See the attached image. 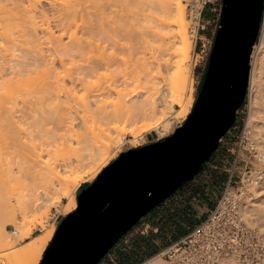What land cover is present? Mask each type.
Listing matches in <instances>:
<instances>
[{
    "label": "rangeland",
    "instance_id": "1",
    "mask_svg": "<svg viewBox=\"0 0 264 264\" xmlns=\"http://www.w3.org/2000/svg\"><path fill=\"white\" fill-rule=\"evenodd\" d=\"M3 1L2 2L0 1V9H1L0 14L1 13L4 14L7 11L10 12L12 10L18 11V9H17L18 7L16 8L15 6H13L12 2L9 1V2L4 3L5 1L4 2ZM18 1L20 3L19 4L20 10L24 9L25 6L28 7V3H26L27 0H23V2H22V0L21 1L18 0ZM136 1L137 0H133V3H132L131 0H117V2H119V3H116V2L115 3L116 4H122V5H124V3H125V5H127V6H129V4L131 6V4H132V6H134V4L136 5V3H137ZM161 1H163V0H156L155 2H158V3H155L154 1H152L151 3L146 2L149 4L147 5L145 3L144 4L145 7L142 5L141 7H143V9L141 12H140V9H135L136 11L138 10L137 12L134 10V12H136L137 14H138V12H140V14L138 15L140 20L139 19H138L139 21L136 20V18H138V17H136L137 14L135 13V15H134L135 19L132 20L133 25H135V23H136L135 26L138 28V26L140 24L142 25L146 21V23L144 24L145 26L150 27L151 29L152 28L155 29V30L152 29L153 31H160L161 30V25H160L161 22L158 21V19L160 18L162 10H163L161 8V4L159 6V3ZM57 2H59V3L54 4L53 2H51V0H42L41 4L39 5V9H40L39 11H41V14L45 15V17L48 19L47 20L44 17L47 20L46 21L44 18H41L43 24H44V21H45V24L50 23L51 29H53L54 32H56L55 35L57 37H59L61 33L58 32L59 31L58 29H56V28L54 29V27L57 25V20H59V18L57 17V16H59L58 12L60 9H62V7L63 8L66 7L65 5L69 6V5L74 4L75 0H57ZM180 2H181L182 6L184 8V11H185V20L187 23L186 30H187L190 38H191V42H192L193 47H192V51H191L190 63L188 64L189 78L187 80V83H186V86L184 89L185 98L188 99V102L191 99L190 102L192 104L190 105V107H189L190 109H189L188 113L186 114V116L184 115V117L182 116L178 119L175 118V116H176L177 112L180 110V105H178L177 103L176 104L170 103L172 100V98H171L172 95L170 93H168L166 86H164L165 79L172 75L173 63L175 61L180 60V56H178V58H177L174 53L176 51V48H181V47L176 46V48H175L172 46V48L170 49V47H171L170 44H173L172 42H174L175 40H178V38L174 39V36L178 32V30L175 27H171L168 29L169 34L173 35V37L171 39H168V40H165L160 35H157V36L150 35L147 38V40L145 39L147 42L144 40L146 42V44L144 43V41L143 42L139 41L140 43L135 44V43H137V41L134 40L132 42V44H135V46H133V49H131V50L128 48H126L124 51L115 50L116 48L114 49V48H112V46L110 47L108 45L109 47L105 51L104 47H103V46H105V44H103V46H102L104 51L102 50V48H101V50L94 49V51L96 50L95 53L92 51L88 55L92 64H93V61L95 60L94 61L95 63L93 64V66L96 64L98 65L97 58H100V56H102L100 51H102L103 55H105L106 53L109 54V53L113 52L114 50L116 52L113 53L112 55L115 54V56H116L115 58H117V60H120V61H118L120 63V65L121 64H123V65L122 66L119 65L120 68H118V70L115 69L117 67H115V68L112 67V68L108 69V68L103 66V68L102 67L100 69L97 68L98 69L97 71H99V72L96 74L97 75L100 74V75L97 76L95 74V77H92L91 79L86 81L87 83L82 85V87H81V85L80 86L77 85V87H75V84L72 85V82L73 81L76 82V79L78 78V73L81 72V69L88 67L87 66V64L89 65V63L87 61L88 59L82 58L79 60V57H77V58H73L74 59L73 60L72 57H69V56H62L63 58H61V56H59L58 58L55 59V63H51L50 60H49V62L46 60H45L46 62L43 60H41V62H38L37 60H39V58H41L39 56V54H36L33 52L34 54L26 55L27 54L26 48H28V47L26 45L22 46V45H24V43H22V45H20L21 42H18L20 49L18 48V50L16 52H13L10 49L8 50V48L6 49L7 46L10 48V45H9L10 42L8 43L7 38L0 35V40H2V41H0V74H1L0 79L2 77H4L0 80L1 81L0 84L3 86V87H1L2 90H0V96L2 95L1 98L3 97L2 99L0 98L1 99L0 103L2 102V104L4 103V105H6V103H7V106L10 108H12V106H13L12 109L15 112L14 113L15 116H17L16 119L18 117H20L19 119H21V121L18 122V123H20V124H18V128H17V126L15 127L16 130L20 129V128H22V130H23V128H24V129H28V131L30 132L31 127H32L30 125H32L35 122L36 118L40 117L42 110L48 109L50 104H51L50 107L54 108V103H57L58 99L60 101L64 100L66 102L65 103L66 105H68V104L69 105H76V104L80 103V101H82L81 98L83 99L86 96L87 92H93L95 89H97L98 86H102V85L105 86L108 82H116L117 80L119 81V80L125 79L126 82H128L124 86L120 87V91H121L122 96L128 97V98H131L134 96H143V99L148 100L151 104H153V106L156 109V110L154 109L155 112L157 113L156 116L141 117L140 119H136L135 122L133 123V126H131V127H130L131 123L128 122V124H127L128 127H127L125 132L121 131V128L125 125V123L121 124L122 121H121V123L119 121V123L116 124V127L120 126L119 129L114 128L115 124L111 126L116 131L112 130L113 128H111L112 131L108 130V132H107L109 137L112 138V140H110V141L107 140V144L109 143L108 147H110L107 149L108 155L105 157V159H108L107 166H105L101 170V172H99L97 174V176H95L94 178H91L92 175L90 177L87 176L90 179L84 178L83 181H81L76 186V188L73 190V192L71 194V197L74 198L76 201H77V198L80 194V191H79L80 187L84 184L91 185L97 179V177L110 164H112L115 160H117L121 156L122 153L128 152V151L133 150V149H138V148L143 147V146L155 144L157 142L165 140L167 137L173 135L178 128L183 126L184 123L186 122V120L188 119L189 115L193 112L197 98H198L199 93H200V89L202 87L201 86L202 81H203L204 76L206 74V71L208 69V65L210 62L211 54H212V51L214 48V43H215V39H216L218 31H216L217 29H216L215 23L211 22L209 25H207V29L205 31L200 32L197 35V38H199V40L197 41L196 40V34L191 33V31H190V25L191 24L188 21L186 6L184 5L183 0H180ZM69 3H71V4H69ZM86 3H88V2H86ZM60 4H61V6H60ZM1 7H4V8H1ZM3 11H5V12H3ZM4 15H6V14H4ZM142 16H144V17H142ZM150 16H152L153 19ZM38 17H40V15ZM155 17H156V19L157 18L158 19L156 20ZM43 19H44V21H43ZM53 20H54V22H53ZM137 22H139L138 25H137ZM113 23H114V21H113ZM4 24L5 23H0V28L3 27L2 28L3 31L0 29V32L2 31L0 34L4 33V31H5V33L6 32L9 33L8 29L4 30L5 25H6V24L5 25ZM1 25H3V26H1ZM18 25L20 26V24H18ZM21 25L22 26H20V27L22 28L24 25L23 24H21ZM40 25H41V23H40ZM111 25L114 27L116 24H111ZM15 26H14V29H12L13 30L12 32H14V34H15L14 37H16V39L22 40L23 36L20 34H22L23 32H21L20 34H19V32L22 31L23 28L20 29V27L17 26L16 24H15ZM15 28H17V29H15ZM126 28L128 29V27H126ZM218 30H219V28H218ZM263 33H264V14H263L261 29L259 32V36H258V39L256 42V46L254 48L253 54L256 51V49L259 48L261 45V36L263 35ZM81 35H83V34H79L80 37L84 36L83 39H86L85 40L86 42H88L90 40V38L85 37V35H83V36H81ZM17 37H19V38H17ZM200 37H202L203 41L200 40ZM68 39L69 38L67 36L64 37L63 41H65V42H63V43L68 44L70 42ZM3 41H5V42H3ZM203 43L206 44L207 49H209V47H210L211 52H209V51H207L205 53L201 52V50H202L201 44H203ZM211 46H212V48H211ZM21 49H26V51L24 50V52H23ZM34 50L36 51L38 49H34ZM2 53H4V54H2ZM17 53H18V55H17ZM42 53H44V54L42 55ZM42 53H41L42 57H44V55L45 56L50 55V53H48L49 55L46 54L47 53L46 51L42 52ZM253 54H252V57H253ZM1 55H2V57H1ZM4 55H5V57H4ZM35 55H36V57H35ZM61 59L63 61V64H62ZM85 59H86L87 63L85 62ZM35 60H36V62H38V64L35 62ZM251 62H253V58H251ZM40 64H42V65H40ZM61 64H62V66H61ZM55 69H56V71L59 70V73H60L59 75L62 77V78H58L59 83L57 82L58 85L60 84L59 86L61 89L62 88L65 89V87L70 88V86H74L72 90H69L67 88L69 90L68 91L66 89V91L69 92L68 94H71L72 92H70V91L74 90L71 95L66 94V91H61L60 88H59L60 90L57 89V91H56V88H58V85L54 81V80H57V79H55V76L53 74L54 72H56ZM101 69H103V70H101ZM4 70H6V72H4ZM21 70H22V72H21ZM32 72H34V73H32ZM56 73H58V72H56ZM19 75H20V77H18ZM64 76L67 78H65ZM123 76H124V79H123ZM70 78H72V80ZM70 81H72V82H70ZM47 83H49V84H47ZM62 84L65 86H63ZM55 86H57V87H55ZM46 88H47L48 92H46ZM75 88H77V89H75ZM263 88H264V86H263ZM263 88H262V94H264ZM51 89H53V90H51ZM3 90H5V91H3ZM50 92H52V94ZM64 92H65V94H64ZM17 95H18V97H17ZM69 100H70V102H69ZM78 100H80V101H78ZM6 101H8V102H6ZM13 103H15V104H13ZM50 107H49V109H50ZM249 108H250V87L248 90L247 99H246L243 107L241 108V110L238 113L237 125H236L235 129L232 130L231 133L222 141L220 149L217 152V154L215 155V157L213 158V160L206 164V166L203 168L202 172L196 177L195 181H193L192 183H189L190 185L186 184L182 189H180L176 193L175 197L173 198L174 200H176V203H174L172 206H169V208H167V209L164 208L163 210H165V212H162L161 218H160V213L155 214L154 212H151L150 215H147L145 219L141 220L138 224H136L124 236V237H126V240H130L131 244H133L134 241H136L139 238L148 239V238L160 236L158 238L159 239L158 243H159V246H161V248L158 250V252L154 256L159 255L160 251H162L165 247L168 246V244L170 242L173 241L171 238V235H169L167 233L166 234L162 233V231L165 230V228H166L168 216L182 211V209L185 208L188 204H191L192 202L197 201L196 203H194V208L196 210V213H194L193 217H192L193 223L196 224L199 221V217L201 218L204 215L206 209H210L212 207V203L214 204L216 199L221 194L223 188L225 187V185L227 184V182L229 180L231 170L233 169L235 160H237V163H236V167L234 170V180H236L238 182V184H236L235 187L239 188L241 190V192L244 193L243 197L247 196L249 194H251V196H254L252 194L251 190L248 189V185H249L248 181L250 180V178L255 177V175H257L261 170H264V153L261 151V149L259 150L255 146V144L245 134L246 133L245 132L246 125H247L246 123H247V120H248L247 118H248V114H249ZM33 115H34V117H33ZM4 117L3 116L1 117V115H0L1 124L4 123L2 125L0 124V174H1V172H3V169L6 170V168H7V170H10L12 168L13 169L17 168L18 160L21 159V153L22 152L20 153V151L23 150V148H24L23 146H25L27 144L28 145H33V144L37 145L39 143V140H35L36 139L35 135H31V134L26 135V134H23L19 131L14 132V130H13L14 127L8 122V120H2V118L3 119L6 118V117L5 118ZM150 117L152 119H144V118H150ZM158 118H163L164 121L171 123V130L167 134V136L160 137L159 133L156 131V129L154 127H153V129L151 128L148 131L146 130L145 132L141 131V133H138L139 136L137 138H135V136L131 133L132 129H136L137 131H140L144 125H146L147 123L155 122V119L157 120ZM19 119H17V120H19ZM32 120H34V121H32ZM24 123L26 124V126ZM22 125H24L25 127ZM9 126L12 129L11 130L9 128L11 131L8 129ZM29 126H30V128H29ZM98 127H100V126H98ZM6 130H9V131H6ZM83 131L80 133H83L85 137H87L90 134V133H87L88 131H86V132H83ZM16 132L18 134H16ZM100 133H101L100 130L96 127L94 130V134L100 135ZM90 135L87 138H90L91 137ZM100 136H102V135H100ZM12 138H15L16 141H13ZM259 142H260L259 143L260 145H264V130L261 132ZM22 144H24V145H22ZM68 154L69 153L67 152V155ZM88 154H89V152L86 153V155H88ZM64 155H63L64 159L62 158L63 160L68 158V161H67V159L65 161H67V162L70 161V163H72V161H75L74 158L69 159L70 157H67L66 155H65L66 156L65 157ZM87 161H88V159L85 158L83 163H85ZM61 163H63V162H61ZM3 173H5V171ZM3 177H2V175L0 176V191H2V194L5 192L4 188L10 189V191L12 189V188H6V187H8L9 183H6V185H7L6 186L5 183H3V181H7V180H6V178H5V180H3L4 179ZM212 182H215L217 184L214 188H210L209 184H211ZM1 184H2V186H1ZM10 186H12V185H10ZM261 186L262 187H260V189H259V192H258L259 196H257V199H258L259 205L262 208H264V180L262 181ZM21 187L22 186H20L18 184L15 185L13 188L14 189V191H13L14 197L11 196L9 198L14 199V200L12 199L13 200L12 204H14V209H12V211H14L16 214V222L17 223H19L20 211L23 210V207L22 206L20 207L18 205V202L24 198L26 200V198H27L29 204L25 208H26L27 213H28L27 214L28 215V221L33 222V223H30L28 226H26L25 230L30 229L31 233L27 237L23 236L22 234L17 235V233H16L17 232L16 231L17 226H15L11 222L9 217L4 218L3 223H2V227H4V228L1 231L2 233L0 232V235L1 234L6 235L5 233L7 232V234L12 237L11 244L12 243L13 244L12 245L10 244L11 245V246L9 245L10 247L7 246V249H6V247H4L5 250L3 248V251L0 249V264H12L11 262L14 263V261H11V260H13L11 258L12 254L17 253V252H22V251L24 252V250L26 251L28 249V245L30 246L31 245L30 243H33L35 238H38L42 234L50 231V232H52V235H51L52 237H50L48 245L46 246V248H47L49 246V243L52 241V239H53L59 225L61 224L62 220L67 215H69L70 213L74 212L77 209L76 208L75 210L70 211L69 213L66 214V210L71 204V201H70L71 198L69 196H66L64 194V192L61 191L60 187L58 186V181L55 179L51 182L50 181L47 182L46 180L30 181L29 187L27 190L28 193H26V191L24 192L25 193L24 196H27L30 193L29 198H28V196L24 197V198H22L23 196L20 197V195L22 194V188ZM1 188H2V190H1ZM3 190H4V192H3ZM203 191L206 192L205 195L207 194L206 196H208L206 204L203 202H201V203L198 202L201 198H203L202 194H201ZM9 193H11V192H9ZM6 194L9 195L8 192H6L5 195ZM20 198H22V199H20ZM10 201L8 202V199H7V202L5 201V202H3V204L5 203V204L10 205L11 204ZM77 203H78V201H77ZM12 206L13 205L10 206V211H11V208H13ZM42 206H44V207H42ZM156 210H158V209H156ZM156 210H155V212H156ZM58 212L61 213V216L58 219V221L60 223L57 226V228L55 229L54 219L51 220V218H52V215L54 213H58ZM259 223H261L264 226V220H262V222H259ZM144 224L145 225L150 224V228L147 231H145V225ZM157 228L159 230H158V232H155V230ZM253 228L256 229V227H253ZM256 230L261 234V236L264 239V231H260L258 229H256ZM143 231H145L144 234H142ZM3 235H1L2 238L0 236V243L4 237L8 236V235H6V236H3ZM16 235L21 236L22 239H20V237H17ZM46 248L44 250V253L46 251ZM10 254H11V256H9ZM154 256H152V257H154ZM160 257L162 260H164V264H166L165 259L162 256H160ZM40 259H39V262H40ZM149 259H151V258H149ZM39 262H38V264H39Z\"/></svg>",
    "mask_w": 264,
    "mask_h": 264
},
{
    "label": "bare ground",
    "instance_id": "2",
    "mask_svg": "<svg viewBox=\"0 0 264 264\" xmlns=\"http://www.w3.org/2000/svg\"><path fill=\"white\" fill-rule=\"evenodd\" d=\"M0 1L2 2L3 0H0ZM4 1H3L4 3L10 1L13 3V4L11 3L13 6H15L16 8L18 7L17 8L18 11L12 10L10 12L7 11L8 13L7 12L4 13L6 15L2 13H1L2 15L0 14V23H5L6 25L4 24L5 25L4 30L8 29L9 31V33L8 32L5 33L4 31V33L0 34L1 36H4L5 38H7L8 43L10 42L9 44L10 48L7 46L6 49L8 48V50L10 49L13 52H16L18 48L20 49L18 42H21L20 45L24 43V45L22 46L26 45L28 47L26 48L27 51L26 49H21V50L23 52L25 50L27 52V54L25 53L26 55L28 54L30 55L34 53L39 54L41 58H39L40 61L36 59L38 62H41V60L43 61L46 60L49 62L50 60L51 63H55V59L58 58L59 56H61V58H63L62 56H69V57H72V59L79 57V60L82 58L88 59L87 60L89 63V65L87 64L88 67L81 69L80 73L77 72L78 78L76 79V82L70 81L72 82V85L75 84V87H77V85L78 86L81 85L82 87V85L87 83L86 81H88L92 77H95V74L99 72L97 70L100 69L101 67L103 68V66L108 69L112 67L113 68L117 67L115 69L118 70V68H120L119 67L120 63L118 61L120 60H117V58H115L116 57L115 54L112 55L113 53L116 52L115 50L124 51L126 48L131 50L133 49V46H135V44L143 42L145 39L147 40V38L150 35H153V36L160 35L165 40L171 39L173 35L169 34L168 29L171 27H175L178 30V32L174 36V39L178 38V40H175L174 42H172L173 44H170L171 46L170 49L172 48V46L175 48L176 46L181 47V48H176V51L174 53L177 58L178 56H180V60L175 61L173 63L172 75L165 79L164 86H166L168 93L172 95L171 96L172 100L170 103H175V104L177 103L178 105H180V110L177 112L175 118L178 119L182 116L184 117V115L186 116V114L188 113L190 109L189 107L192 103L190 102L191 99L188 102V99L185 98L184 89H185L187 80L189 78L188 64L190 63L191 51H192L193 46H192L191 38L186 30L187 23L185 20V11H184V8L180 0H163L159 3V6L161 4V8L163 9L160 18L159 19L157 18L158 21L161 22L160 31H153L155 29L152 28L153 29L152 30L150 27L145 26L144 24L146 23V21L142 25L140 24L137 28L135 26L136 23L135 25H133V21H132L133 19H135L134 15L138 11V10L136 11L135 9H140V12H141L143 9V7H141L142 5L145 7L144 4L146 2L151 3L152 1L155 2L156 0H137L136 1L137 3L135 2L136 5L134 4V6H132V4L131 6L130 4L129 6H127L125 5V3H124L125 6L122 4H116V3H119L117 2V0H75L74 4L69 5V6L65 5L66 7L64 8L62 7V9L59 10L60 13L58 12V15L60 17L57 16L59 20H57V25L54 27V29L55 28L58 29L59 31L58 30L57 31L61 33L59 37H57L55 35L56 32H54V30L51 29L50 23L45 24L44 19L46 17L45 15L41 14V11H39L40 10L39 5L41 4L42 0H27L26 3H28V7L25 6V8L21 10L19 7L20 3L18 0H7V1L4 0ZM131 1L133 3V0ZM51 2H53L54 4L59 3L57 2V0H51ZM149 3H146V4L148 5ZM155 3H158V2H155ZM1 8H4V7H1ZM134 10L136 12H134ZM140 12H138V14L136 13L137 14L136 17H138ZM39 15L40 17H38ZM150 17L153 19L152 16ZM41 18H44L43 19L44 24ZM138 19L139 17L136 18L137 21L140 20ZM138 23L139 22H137V25ZM15 24L17 26H19L18 24H20V26H22L21 24L25 26V27L24 26L22 27L23 29L19 26L20 29H22V31L20 32L18 31L19 34L23 32L22 34H20L23 36L22 40L16 39V37H14L15 34L14 32H12L13 31L12 29H14ZM111 24H116V25L113 27ZM125 26L128 27V29ZM2 28L0 29L2 30ZM79 34L85 35V37L90 38V40L86 42L85 41L86 39H83L84 36L81 35L83 37H80ZM66 36L69 38L68 40L70 41L68 44L63 43L65 42L63 41V38ZM134 40H136L137 43L132 44ZM145 41L144 43L146 44L147 41L146 42ZM103 44H105V46H103ZM108 45L116 49L114 51L112 50L113 52L109 54L106 53L108 56L106 54H105L106 56L103 55L102 51H100L102 56H100V58H97L98 65L96 64L93 66V64L95 63L94 62L95 60L93 61V64H92V62L90 61V58L88 57L89 53L92 51L95 53L96 50H101L102 46L104 47V50L106 51V49H108L109 47ZM254 48H253V51H254ZM34 49H38V50L35 51ZM94 49L96 50L94 51ZM45 51L47 52L46 54L50 53V55L48 54L49 56L44 55V57H42L41 53ZM43 54L44 53H42V55ZM250 58H253V62H251L252 66L250 70V79H249L250 108H249V114L247 118L248 120L246 123L247 125H246L245 134L255 144V146L259 150L261 149V151L264 153V145L259 144L261 132L264 130V100H263L264 94H262V88L264 86V33L261 36L260 47L256 49V51L253 54V57L251 55ZM86 59H85V62H86ZM38 62L36 63L38 64ZM62 64H63V61H62ZM122 65L123 64H121L120 66ZM4 72H6V70H4ZM56 72L53 73L55 76V79H57L54 81L58 85L59 83L58 78H62V77L59 75L60 74L59 70ZM18 77H20V75ZM70 79L72 80V78ZM123 79H124V76H123ZM117 81L108 82L105 86L103 85L98 86L97 89H95L93 92H87L86 96L83 99L81 98L82 101L78 100L80 101V103L76 105H69L68 103H67L68 105H66L65 104L66 102L63 99H62L63 101H60L58 99V102L54 103V108L50 107L51 105L50 104L49 105L50 109L48 107V109L42 110L40 117L36 118L35 122L32 125H30L32 126L30 132L28 131V129H24V128L23 130L22 128L16 130L15 127L17 126L18 128V124H20L18 122L21 121V119H19L20 117L17 118L19 120L16 119L17 116H15L14 114L15 112L12 109L13 106L12 108L7 106L6 102L8 101L5 102L6 105H4V103L2 104V102L0 103V115L1 117L2 116L6 117V118L4 117L5 119L2 118V120H8V122L14 127L13 128L14 132L19 131L26 135H30V134L35 135V138H36L35 140H39V143L37 145L27 144L28 146L27 145L23 146L24 147L23 150L20 151V153L22 152L21 159L18 160L16 169L12 168L10 170H7L6 168V170L3 169V172L5 171V173L1 172L0 174V176L1 175L2 177L4 176L3 180H5V178L7 180V181H3V183H5V185L6 183H9L8 187L6 188H12L11 191L10 189L4 188L5 192L3 190L4 192L3 194H2V191H0L1 193L0 194V232L4 228L2 227L3 219L6 217H9L11 222L18 228V229L16 228L17 235L22 234L23 236L27 237L31 233L30 229L25 230L26 226H28L30 223H33V222L28 221V215H27L28 213L25 207L28 206L29 202L27 198L26 200L24 198L27 196L29 198L30 196L29 195L30 193L27 196H24L25 191L26 193H28L27 190H28L30 181L46 180L47 182L48 181L51 182L54 179L57 180L58 186L60 187L61 191H63L66 196H69L71 198L70 200L71 204L67 208L66 214L69 213L70 211L75 210L78 206V203L74 198L71 197L73 190L76 188V186L81 181H83L84 178L87 179L91 175H92L91 178H94L95 176H97L99 172H101V170L105 166H107L108 159H105V157L108 155L107 149L110 148L108 147L109 143L107 144V140L108 141L112 140V138H110L109 135L107 134L108 130L112 131L114 130V128L119 129L120 126L116 127V124L119 123V121L120 123L122 121L121 124L125 123V125L121 128V131L125 132L128 127L127 125L128 122L131 123L130 125L131 127L133 126V123L135 122L136 119H140L141 117L156 116L157 113L155 112L156 110L155 107L148 100L143 99V96H134L131 98L122 96L120 87L124 86L128 82H126L125 79L119 80L118 82ZM59 85H58V88H56V91L57 89L60 88ZM1 87L3 86L0 84V90H2ZM73 87L74 86H70L71 89L68 87H65V89L63 88L62 89L60 88V89L61 91H66L67 88L69 90H72ZM47 88H46V92H48ZM73 91H70V92L73 93ZM50 93L52 94V92ZM68 93L69 92L66 91V94ZM71 94H68V95H71ZM151 117L144 118V119H152ZM0 124H1V120H0ZM114 124H115L114 128L111 127ZM10 126L8 127V129L10 128ZM96 127L100 130L101 132L100 135L102 136L94 134V130ZM153 127L159 133L160 137H165L171 130V123L164 121L163 118H158L157 120L155 119V122L147 123L146 125H144L140 131H137L136 129H132L131 133L135 136V138H137L139 136L138 133H141V131H144V132L146 130L148 131L151 128L153 129ZM111 128L113 129L111 130ZM9 130H6V131H9ZM82 131L83 132L88 131L87 133H90L91 135L90 134L89 135L91 137L87 138L89 135L85 137L83 133H80ZM16 134L18 133L16 132ZM12 139L13 141H16L15 138H12ZM67 152L69 153L68 154L69 156L67 155ZM87 152H89L88 155H86ZM64 154L67 157H70L69 159L74 158L75 161H72V163H70V161L67 162L68 158H66L67 161H65L66 159L63 160ZM85 158H87L88 161L83 163ZM263 180H264V170H261L257 175H255V177L250 178V180L248 181V184H249L248 189L251 190L254 196H251V194L249 195L246 194L247 196L242 197V213H243L244 219L246 220V222L248 223L250 227L252 228L256 227V229L260 231H264V226L261 223H259V222H262V220H264V208H262L259 205L257 196H259L258 192H259L260 187H262L261 184ZM17 184L22 186L21 187L22 194L20 195V197L23 196L22 198H24V199L20 198L22 199L20 201L18 200L19 201L18 205L20 207L21 206L23 207V210L20 211L19 223L16 222V214L14 211H12V209H14V204H12L13 203L12 201L14 199L9 198L11 196L14 197L13 188ZM6 192H8L9 195L6 194L7 195L6 196L5 195ZM7 199H8V202L11 200L10 205L5 204V203L3 204V202L5 201L7 202ZM11 205H13L12 206L13 208H11V211H10ZM5 234L8 235L7 232ZM6 235H3V236H6ZM51 235H52V232L49 231V232L42 234L38 238H35L33 243H30L31 244L30 246L28 245V249L26 251L24 250V252L22 251V252H17V253L12 254L11 258L13 260L11 261H14V263L11 261L10 262L12 264H38L39 259L41 258L40 262L43 259L44 250L46 246L48 245L50 237H52ZM17 237H20V239H22L21 236H17ZM11 241H12V237L10 235L4 237L0 243V247H1L0 249L3 251L4 247H6V249H7V246L10 247L13 244V243L11 244ZM9 256H11V254ZM160 256L161 255L159 254V255L152 257L151 259L148 260L147 264H164V260H162Z\"/></svg>",
    "mask_w": 264,
    "mask_h": 264
},
{
    "label": "water",
    "instance_id": "3",
    "mask_svg": "<svg viewBox=\"0 0 264 264\" xmlns=\"http://www.w3.org/2000/svg\"><path fill=\"white\" fill-rule=\"evenodd\" d=\"M264 0H224L208 71L193 112L165 140L122 153L78 198L40 264H99L165 200L189 184L244 105Z\"/></svg>",
    "mask_w": 264,
    "mask_h": 264
},
{
    "label": "built area",
    "instance_id": "4",
    "mask_svg": "<svg viewBox=\"0 0 264 264\" xmlns=\"http://www.w3.org/2000/svg\"><path fill=\"white\" fill-rule=\"evenodd\" d=\"M183 3L191 24L190 31L196 34L197 41L199 40L197 35L205 31L211 22L215 23L218 31L224 0H183ZM200 40L203 41L202 37ZM201 49L202 53L211 52L210 47L207 49L204 43L201 44ZM236 163L237 160L234 162L227 184L213 207L206 209L195 226L183 236L173 240L160 251L159 254L165 259L166 264H264V239L243 217L244 193L235 187L238 182L234 180ZM175 195L156 209L168 206ZM60 216V212L52 215L51 220L54 219L56 228L60 223L58 221ZM149 228L150 224L145 225V231ZM158 230L157 228L155 232ZM131 247L130 240L123 237L99 264H123V257L127 256ZM148 260L149 258H144L135 264H147Z\"/></svg>",
    "mask_w": 264,
    "mask_h": 264
},
{
    "label": "trees",
    "instance_id": "5",
    "mask_svg": "<svg viewBox=\"0 0 264 264\" xmlns=\"http://www.w3.org/2000/svg\"><path fill=\"white\" fill-rule=\"evenodd\" d=\"M207 72V71H206ZM205 78V76H204ZM204 79L202 81V84ZM202 86V85H201ZM201 90V89H200ZM210 188H214L217 184L212 182ZM90 185L84 184L80 187V193L87 189ZM206 192H202V197L198 202H203L206 204L208 196L205 195ZM202 200V201H201ZM197 202V201H196ZM188 204L182 211L169 215L167 220V225L165 230L162 231L163 234L171 235L172 240L178 239L183 236L189 229H191L195 224L193 223V214L196 213L194 208V203ZM213 207V203H212ZM160 237V236H159ZM159 237L152 238H139L132 244V247L127 254V256L123 257V264H135L138 261L143 260L144 258H152L158 250L161 248L158 243Z\"/></svg>",
    "mask_w": 264,
    "mask_h": 264
},
{
    "label": "flooded vegetation",
    "instance_id": "6",
    "mask_svg": "<svg viewBox=\"0 0 264 264\" xmlns=\"http://www.w3.org/2000/svg\"><path fill=\"white\" fill-rule=\"evenodd\" d=\"M208 67H209V65H208ZM207 71H208V69H207ZM206 74H207V72H206ZM206 74H205V77H206ZM204 82H205V78H204ZM204 82H203V84H202L201 90H202V88H203ZM201 90H200V93H201ZM200 93H199V95H200ZM198 97H199V96H198ZM197 99H198V98H197ZM246 99H247V98H246ZM196 102H197V101H196ZM242 107H243V106H242ZM240 110H241V108L237 111L236 119H235V122H234L233 126L228 130V132L224 135V137H222V138L220 139L217 150L212 154V156L210 157V159H207V160L204 162V164H203L204 167L206 166L207 163H209V162H211V161L213 160V158L215 157V155L217 154V152H218L219 149H220V146H221L222 141H223V140H224V139H225V138L231 133L232 130L235 129V127H236V125H237L238 113H239Z\"/></svg>",
    "mask_w": 264,
    "mask_h": 264
},
{
    "label": "crops",
    "instance_id": "7",
    "mask_svg": "<svg viewBox=\"0 0 264 264\" xmlns=\"http://www.w3.org/2000/svg\"><path fill=\"white\" fill-rule=\"evenodd\" d=\"M174 203H176V200L173 199V200L168 204V206H167V207H163V209H164V208H166V209L169 208V206H172ZM184 206H185V205H184ZM156 208H157V207H156ZM156 208H155L153 211H151V212H154L155 214H159V213L162 212V211L165 212V210H163V209H161V210H160V209L156 210ZM155 210H156V212H155ZM151 212H150V213H151ZM150 213H149V214H150ZM149 214H148V215H149ZM144 219H145V218H144ZM141 220H143V218H142ZM49 244H50V243H49ZM46 249H47V248H46Z\"/></svg>",
    "mask_w": 264,
    "mask_h": 264
}]
</instances>
